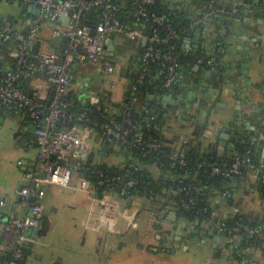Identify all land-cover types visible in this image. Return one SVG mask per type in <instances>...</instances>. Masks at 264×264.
I'll use <instances>...</instances> for the list:
<instances>
[{
  "label": "crops",
  "instance_id": "0c3cea01",
  "mask_svg": "<svg viewBox=\"0 0 264 264\" xmlns=\"http://www.w3.org/2000/svg\"><path fill=\"white\" fill-rule=\"evenodd\" d=\"M222 1H229V6H233L231 0ZM204 2L205 0H164L170 10L189 21L182 41V48L187 53L193 51L194 46L198 47L199 52L202 51L201 47L212 48L214 46L212 44L218 39L220 41V37L225 33V39L221 44V48H225V56L219 53L218 57L223 64V71L217 70L207 75L201 69L187 70L181 79V93L185 99L183 108H179L177 102L174 107L165 111L163 109L166 115L162 124L156 125V131L173 147H179L184 140H190L192 143L190 148L197 154L212 155L218 160H224L226 157L230 159L239 144L250 142L258 153L259 161L264 162V0H243L242 11L248 12L251 8L254 10L253 14L250 17L242 14L241 21H232L229 27L227 25L221 27L222 33H218L217 29H211L201 18ZM23 6H14L16 8L14 14L0 16V29L9 18L15 20V28H23L24 20L21 19L24 16ZM192 17L195 18L194 22L190 21ZM50 27L49 24L43 29L45 38V31L48 32ZM191 28L193 30L195 28V31H190ZM144 45L143 39L132 41L122 35H113L108 46V58H111L115 67L111 76L123 80V84L113 90H109V87H105L101 82L88 84L84 81L86 76L93 74L99 68L103 70L105 68L103 63H84L75 66L70 90L75 92L77 101L87 105L99 101L105 94H110V105L117 106L122 103L127 82L125 75L141 67L137 64V57ZM255 48L257 51L254 53ZM242 54H246V59H249L248 69L244 68L245 61L242 60L244 57ZM227 63L229 67L226 66ZM242 69H245V74H242ZM147 105L146 103L143 109H146ZM180 113H185V118ZM1 118L3 119L0 123V131L8 121H17L16 124L9 123L12 148L14 151L24 149V153H20V157L14 162L13 176H11L13 179L8 181L10 183L5 184L1 177L5 174L9 175L7 164L0 168V200H5L10 205L3 212L20 216L22 209L18 208L17 192L23 184V167H20L19 163H24L26 167L31 165L35 159L36 149L24 144L28 129L18 114L0 113ZM27 151H30L29 155ZM229 187L237 190L235 197L239 210L250 221L264 227V194L259 190V186L254 184V179L251 176L242 177L232 181ZM217 202L221 205L213 213L215 216L230 214L231 208L220 199ZM42 204L43 215L37 231L33 233L34 241L28 245L29 250L24 258V264L27 261V264H39L29 259L34 257V261H40L43 254H47L50 264H202L200 260L194 261L180 257L178 254L165 259L148 250V247L158 243V239L154 236L155 229L148 226L150 223L147 218H152V213L155 219L153 223L163 224L158 225L157 230L161 228L164 234L178 233L180 229L178 213L170 206H166L164 210L166 212L163 217L169 218L167 220H156L160 211L154 212L150 209L144 213L148 222L144 220L139 223L138 230L124 231L122 222L119 221L115 232H109L102 227H94L96 219L89 210L90 197L86 192L75 187L47 186ZM52 238L60 239L59 245L55 248L56 253L52 251L51 254L47 249L41 251L46 245L43 240L51 241ZM236 240L229 242V249L233 243H239V240ZM171 243L172 241L168 242L170 245ZM248 244L252 249H248L251 250L250 253L244 254L243 251L244 256L241 259L234 258L229 251V264H264V242L259 245H252L250 242ZM215 264H218V261Z\"/></svg>",
  "mask_w": 264,
  "mask_h": 264
},
{
  "label": "built area",
  "instance_id": "2783aa9c",
  "mask_svg": "<svg viewBox=\"0 0 264 264\" xmlns=\"http://www.w3.org/2000/svg\"><path fill=\"white\" fill-rule=\"evenodd\" d=\"M24 6L36 7L38 15L24 21L23 28L26 35L18 34L9 21L3 23L0 29V43H4L16 35V43L10 57L18 69L15 72L0 68V110L8 113L24 112L23 123L30 125V132L34 135L33 141L25 140L26 146L36 149L33 163L23 167V184L18 189V208L22 215L5 214L3 211L9 203L0 200V255L4 257L1 264H19L23 259L24 249L34 241L32 231L37 229L43 215L42 200L49 185L62 188L75 187L86 192L90 197V213L96 219L94 227H102L109 232H115L119 221L125 229H135L138 225L139 208L122 206L111 194L96 197L90 182L82 176H77L75 170L89 172L97 178L96 185L113 186L121 194L128 193L137 185L132 177H111L88 163L89 143L87 132L82 131L74 121L89 122L88 114L91 110L85 107L79 115L73 116L69 109L74 101L69 98L72 83L73 68L84 63H106L111 36L120 34L129 40H145L142 51V66H146L151 59H163L170 63L163 88L168 89L175 79L174 68L177 66L171 56L174 44L165 53L153 50L152 42L158 41L156 34L148 35L141 27H123L114 11L113 0H15ZM132 3L133 9L129 16L144 17L156 25H162L164 18L155 13L148 15L144 6L152 5L155 0H127ZM93 10H101V14L94 29H90L81 21V16ZM72 13L69 15L68 12ZM63 17L67 24L59 21ZM51 25L48 36L45 38L43 29ZM178 38L171 32L169 40ZM59 39L56 47L51 41ZM39 43L38 50L34 46ZM106 70L114 74V67L106 63ZM28 80V89L24 90L16 83ZM141 83L142 77L138 78ZM113 86V85H112ZM94 101L88 105H98ZM123 122L130 124L129 113L126 112ZM123 122H118L109 113H103L92 122L102 129L107 141L114 145H137L141 147L143 155L160 148L155 139L144 137L141 132H134ZM168 158L185 165L182 155L173 154ZM207 166L209 173L229 179L238 175L242 168L250 171V176L264 178V162L253 165L248 157L236 156L230 164L201 163ZM201 164H198L200 167ZM76 183L75 185L73 183ZM180 191L190 193V187L183 186ZM224 196L230 197L228 191ZM194 203L189 198L183 203L184 209H190ZM120 204V205H119ZM122 206V207H120ZM234 213L237 208L232 209ZM222 230L229 232H243L248 238L264 239V232L259 227L249 225L227 226L220 224Z\"/></svg>",
  "mask_w": 264,
  "mask_h": 264
},
{
  "label": "trees",
  "instance_id": "16d2710c",
  "mask_svg": "<svg viewBox=\"0 0 264 264\" xmlns=\"http://www.w3.org/2000/svg\"><path fill=\"white\" fill-rule=\"evenodd\" d=\"M1 2L22 3L15 0H0ZM114 11L119 18L120 24L123 27H141L148 35L156 34L158 41L152 42L153 50L160 53L170 51L169 48L174 44L172 57L174 58L177 66L174 68V81L170 84L168 89H164L163 81L168 71L170 63L163 59H151L146 66H142V49L137 57V64L141 67L134 69L133 72L126 73L125 77L127 82L124 89L123 102L117 106L110 105V94H105L101 97L98 105H84L77 101L76 94L73 90L69 92V98L74 101V106L69 109V113L73 116L79 115L80 112L88 107L91 112L88 114L89 122L74 121L82 131L87 132L88 143H95L97 147L90 148L87 163L91 167L100 169L108 178L119 177H132L137 181V185L133 187L128 193L121 194L116 187L96 185L97 178L89 172L82 170H75L77 176L85 177L93 188V193L96 197H103L106 194H111L123 206L131 208L136 206L139 208L138 224L145 219L144 213L150 209L154 212L160 211V217L156 220L165 219V207L170 206L175 209L187 222L197 223L208 222L213 224L217 229L220 224L226 223L227 226L233 225H249L250 227H259L264 232L263 225L250 221L240 210L236 201L237 190L229 187L232 181L241 179L242 177L250 176V171L242 168L238 175H233L229 179H223L220 176H213L209 173L207 166L201 163H217L230 164L236 156L248 157L253 165L261 163L258 158L257 151L253 148L250 142L239 144L233 156L229 159L218 160L215 156L207 154H197L190 148V140H184L179 147H173L170 143L159 135L155 126H160L164 117L160 114L161 102L157 100H150L147 95L153 89H161L163 92H168L169 89H179L182 77L185 72L190 70L191 58H188V53L182 48L183 33L188 28V22L180 16L179 13L170 10L164 0H155L152 5L144 6L148 15L155 13L164 18L162 25H156L151 21L145 20L144 17H131L129 16L133 5L127 0H113ZM241 10V9H240ZM240 13V11H239ZM101 14V10H93L81 16V21L90 29H94L96 22ZM233 18V16H231ZM34 18L31 13L25 12L21 18L24 21ZM235 18V17H234ZM22 20V21H23ZM7 21L11 23L13 28L18 34L26 35L25 28H15V20L9 18ZM171 32H175L178 38L169 40ZM114 35V34H113ZM111 36V38L113 37ZM120 35V34H118ZM124 37V36H123ZM127 39V38H126ZM16 35L4 43H0V68L2 70H9L15 72L18 69L14 65V59L10 57V52L13 51L16 43ZM142 50V51H141ZM108 64L114 65L111 58L107 60ZM106 63L103 65L106 68ZM114 67V66H113ZM115 68V67H114ZM142 77L141 83H138V78ZM28 80L21 79L16 84L24 90L28 89ZM164 89V90H163ZM146 109H143L145 104ZM129 113L130 124L123 122L125 113ZM2 115L18 114L22 120H25L24 112L8 113L1 111ZM103 113H109L118 122H123L124 126L131 128L132 134L136 131L141 132L144 137H151L159 144L160 148L152 150L148 155H143V149L137 145H124L118 144L119 150L113 149L114 144L107 141L105 135L98 126H94L92 122L97 121V117ZM26 128V140L33 141L34 137L29 131L30 125L23 123ZM33 137V138H32ZM109 147L104 150V147ZM182 155L186 161L185 165H180L178 161H173L168 158L173 154ZM120 158L116 161L111 157ZM198 164H201L198 167ZM254 184L259 186V190L264 194V178L258 176L254 179ZM190 187V193L180 191L181 187ZM228 191L230 197L224 196V192ZM194 199V203L190 209H184L183 203L187 202L189 198ZM220 199L227 207L231 208V212L225 216H215V213L221 203L217 202ZM158 207V210L156 209ZM161 207V208H160ZM233 208H237L238 212L234 213ZM155 220V219H154ZM154 229L158 224L150 222ZM221 234L227 238L229 242L235 241L237 238L244 241L254 242L259 245L264 242V239L257 237L248 238L243 232L234 233L229 230L222 231ZM236 240V241H237ZM28 246L24 249L23 259L19 264H24V258L28 253ZM4 257L0 255V264L3 262Z\"/></svg>",
  "mask_w": 264,
  "mask_h": 264
},
{
  "label": "flooded vegetation",
  "instance_id": "af4514ba",
  "mask_svg": "<svg viewBox=\"0 0 264 264\" xmlns=\"http://www.w3.org/2000/svg\"><path fill=\"white\" fill-rule=\"evenodd\" d=\"M204 5L205 6L201 11L200 16L204 19L206 25H208L211 29H217L218 33H222L221 27H226L225 23L220 24L219 21L222 23L225 21L224 19H229V16H233V18L236 17L241 9V7H238L237 5L236 10L231 13L230 11L233 6H229V1L223 2L222 0H205ZM180 16L183 17L182 15ZM183 18L188 22L189 26V21L185 17ZM193 19L195 20V18L192 17L190 21L194 22ZM190 31H195V28L194 30L191 28ZM224 39L225 33H223V35L220 37V41L218 39L219 42L213 41L215 44H212L214 45L212 48L201 47L202 53L198 51L197 46H194L193 51L188 52L189 54L187 55L189 56L188 58H191L192 66L190 67V70H193L196 65L199 66V70H206L207 68L212 72L220 70L221 63L218 57L219 53H222L223 49L225 50L224 47L223 49L221 48V44ZM212 50L215 51L212 52ZM181 86L182 81L179 84V89L177 90L171 88L168 90V92H163L161 89H153L151 90L150 95H153V99L158 101V98L161 96L173 94L176 102H178V107L183 108V100L185 99L181 93ZM162 105L160 114L165 117L166 113L164 111L168 108L174 107V105H170L168 102ZM184 110H182V112H184ZM180 114L183 118H185V113ZM3 118L0 119V123ZM160 121L162 122L163 119ZM156 209L158 210V207H156ZM158 217H160V215H158ZM167 219L169 218L165 217V220ZM177 220L180 228L178 233L173 234L170 232L164 234L161 228L158 230L155 229L154 236L158 239V243L155 246L148 247L150 252L159 254L165 259H169L173 256L175 257V254H178L180 257L189 258L194 261L200 260L202 264H215L216 261H218V264H229V251L231 256L236 259H241L245 253H250L251 250H248L249 248L252 249L248 242L254 245V242L248 240L243 242L242 240L238 239L239 243H233V246H231L229 249V241L221 234V232L224 231L221 228L217 229V227H215L213 224H208L206 221L200 222L199 224L187 222L180 214H178ZM158 225L162 226L163 224L158 222ZM148 226L153 228L151 223ZM138 229L139 224L135 229H125L124 231L134 232ZM169 241H172V246L168 244ZM236 245L240 246H237V251L235 250ZM245 245L246 247H244ZM243 251H245L244 254Z\"/></svg>",
  "mask_w": 264,
  "mask_h": 264
},
{
  "label": "rangeland",
  "instance_id": "374dc122",
  "mask_svg": "<svg viewBox=\"0 0 264 264\" xmlns=\"http://www.w3.org/2000/svg\"><path fill=\"white\" fill-rule=\"evenodd\" d=\"M21 6L17 3H7L4 1H0V16H9L11 14H14L16 12V8L14 6ZM236 6L237 3H233V7L231 8V13L234 12L236 10ZM45 35L46 37L48 36V32L45 31ZM85 75V73H84ZM85 83L86 81L88 82V84H99L100 82L105 86V87H109V90H113V88H119L121 84H123V80L121 81V79H118L117 76H111L110 73L107 72L106 68H104L103 70H101L100 68L97 71H94L93 74H90L89 76H86L84 79ZM121 82V83H120ZM113 85V86H112ZM88 92V90H87ZM86 92V94H87ZM84 94V93H81ZM13 123H17V121H8L7 123H5V125L3 126V128L1 129L2 131H0V168L4 167L7 164V167L9 168V175L6 176L3 175L1 176L3 179V181L5 182V184L10 183L8 182L9 179L12 181V170L14 171V162L17 160V158L20 157V153H24V149L21 148V150L19 151H14V148H12V135L10 132V124ZM9 125V126H8ZM8 126V127H7ZM9 128V129H8ZM93 146H96V144L93 142L92 144H89V148H93ZM32 150V149H29ZM22 151V152H21ZM32 152V151H31ZM26 154V153H25ZM30 154V151H27V155ZM25 156V155H24ZM112 159L116 161H119L120 158H116L113 157V155H111ZM6 169V168H5ZM0 177V178H1ZM154 221L153 218V213H152V219H149V222ZM56 237L57 235L54 234ZM60 240V239H58ZM58 240H55L52 238V240L50 241L49 239H44L43 242L46 244L44 246L45 249L41 250V251H45L46 249L51 251L50 253H56L55 248L59 245ZM74 246V245H72ZM227 253V252H226ZM31 257V256H30ZM28 256V258H30ZM33 259V263L34 262H38L39 264H50L49 261L50 259L47 257V254H43L42 259L40 261H34V257H31L29 260ZM28 263V261L26 262V264ZM36 264V263H35Z\"/></svg>",
  "mask_w": 264,
  "mask_h": 264
},
{
  "label": "water",
  "instance_id": "95a60500",
  "mask_svg": "<svg viewBox=\"0 0 264 264\" xmlns=\"http://www.w3.org/2000/svg\"><path fill=\"white\" fill-rule=\"evenodd\" d=\"M230 2H232V3H237V5H239L238 7H241V6H243L242 4H243V0H231ZM23 11L24 12H22V14L23 13H25V12H28V13H31L32 15H34V16H37L39 13H38V10H37V8L36 7H32V6H23ZM240 12H241V14H238V15H236V17L235 18H232L231 16H229V19H224L225 21L224 22H222L221 23V21H219V23L220 24H223V23H225L227 26L232 22V21H234V22H239V21H241L242 19H241V15L243 14V15H245V16H248V17H250L251 16V14H253V12H254V10L253 9H251V8H249V10H248V12H244V11H242V8H241V10H240ZM72 12L71 11H69L68 12V14L70 15ZM241 19V20H240ZM246 19V18H245ZM231 20V21H230ZM59 21L60 22H62V23H64L65 25L67 24V20L65 19V18H63V17H60L59 18ZM193 21H195L194 19H193ZM251 26V25H250ZM229 27V26H228ZM255 42V41H254ZM58 43H59V39H53L52 41H51V45H52V47H56L57 45H58ZM38 48H39V43H36L35 44V46H34V51H35V53H36V51L38 50ZM107 49H108V51H109V47H107ZM205 50V49H204ZM257 51V49L255 48V49H253V52L255 53ZM226 51L223 49V52H222V54H224ZM244 57H243V61H245L244 63H245V65H244V68H249V63H248V61H249V59L247 58L246 59V54H242ZM224 56H225V54H224ZM254 59H256L255 57H254ZM223 64L221 63V67H220V70L219 71H223V66H222ZM226 66L227 67H229V63H227L226 64ZM194 70H196V71H198L199 70V66L198 65H196V67L195 68H193ZM203 71H205L206 72V74L207 75H210L211 73H212V71L211 70H209L208 68L206 69V70H203ZM241 72H242V74H245L246 73V71H245V69H242L241 70ZM147 98L148 99H150V100H153V95H147ZM158 101H160L162 104H165V103H170V105H175V103H177L176 102V99L174 98V95L173 94H169V95H164V96H161V97H159L158 98ZM155 129L157 130V126H155ZM32 136L34 137V135L32 134ZM237 139H239L240 137H236ZM109 146L108 145H106L105 147H104V150L105 149H107ZM113 149L115 150V151H118L119 150V146L118 145H114V147H113ZM263 158H264V155H263ZM235 184V183H234ZM37 231V229H34L33 231H32V234L33 233H35Z\"/></svg>",
  "mask_w": 264,
  "mask_h": 264
}]
</instances>
